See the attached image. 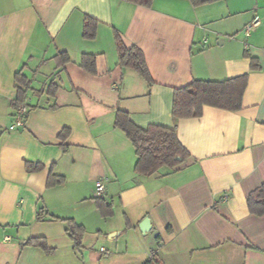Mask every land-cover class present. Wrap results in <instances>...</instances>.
Instances as JSON below:
<instances>
[{
    "label": "crops",
    "instance_id": "obj_1",
    "mask_svg": "<svg viewBox=\"0 0 264 264\" xmlns=\"http://www.w3.org/2000/svg\"><path fill=\"white\" fill-rule=\"evenodd\" d=\"M86 17L98 21L92 40L82 38ZM253 19L260 24L245 37ZM114 32L143 52L151 85L119 65ZM245 51L259 70H249ZM58 53L69 61L59 65ZM84 54L95 56V74L79 67ZM18 71L30 82L28 114L22 128L9 131ZM243 74L240 111L205 106L200 117L176 122L189 155L183 163L152 176L134 172L135 150L114 127L117 111L141 129L171 128L174 89ZM26 162L43 170L27 173ZM50 173L64 183L47 188ZM98 180L112 205L106 218L96 207ZM263 183L264 0L198 7L153 0L148 9L122 0H0V264H141L150 257L264 264V215L246 206ZM42 210L82 226L80 252L65 222L37 220ZM30 238H43L51 252L23 245Z\"/></svg>",
    "mask_w": 264,
    "mask_h": 264
},
{
    "label": "trees",
    "instance_id": "obj_2",
    "mask_svg": "<svg viewBox=\"0 0 264 264\" xmlns=\"http://www.w3.org/2000/svg\"><path fill=\"white\" fill-rule=\"evenodd\" d=\"M142 8H150L153 0H122ZM193 7L212 4L220 0H186ZM98 27V21L86 17L82 27V38L86 40L94 39ZM114 40L118 53V63L123 68L135 71L148 85L152 84L143 52L133 46L127 48L120 36L114 32ZM244 56L249 59V70L260 69L257 59L251 57L246 51ZM55 60L59 65L69 61L66 53H58ZM79 67L90 74L96 73L95 56L84 54L81 57ZM248 75L243 74L223 81L193 80L186 86L173 90L171 117L173 126L171 128L150 125L146 129H141L134 125L128 118L127 113L117 111L114 118V127L121 131L129 140L135 150L136 162L134 172L139 176H152L160 169L172 170L183 163L188 157L187 151L179 143L176 134V122L179 119L198 118L202 115L205 106L213 107L229 112H238L242 109V97L246 89ZM57 85L50 83L47 94L54 95ZM15 97L11 102V107L16 109L24 102L26 92L30 88V82L20 71L14 74ZM68 130L59 134V138L64 140ZM27 173H37L43 170L41 164H25ZM65 179L50 173L47 178L46 187L52 188L60 186ZM96 207L102 218L112 215V205L102 198H96ZM247 210L251 215L261 217L264 215V183L251 191L246 196ZM44 218L50 220H62L44 211L38 212L37 220ZM66 224L65 234L73 241V248L76 252L81 250V239L84 234L82 226L76 224L72 219L62 220ZM23 245L34 246L45 253H50L46 241L43 238H30ZM141 264H160V262L150 257Z\"/></svg>",
    "mask_w": 264,
    "mask_h": 264
},
{
    "label": "built area",
    "instance_id": "obj_3",
    "mask_svg": "<svg viewBox=\"0 0 264 264\" xmlns=\"http://www.w3.org/2000/svg\"><path fill=\"white\" fill-rule=\"evenodd\" d=\"M260 21L257 19H253L249 24H247L243 28V35L245 37H248L250 33L259 26ZM28 114V107L25 103H22L15 109V113L12 119V122L8 126L9 131L17 130L19 128H22L24 126V122L26 120ZM95 196L97 198H101L104 194V185L101 180H98L95 183ZM100 252H102L105 256L108 255V253L104 250V248L100 249Z\"/></svg>",
    "mask_w": 264,
    "mask_h": 264
},
{
    "label": "water",
    "instance_id": "obj_4",
    "mask_svg": "<svg viewBox=\"0 0 264 264\" xmlns=\"http://www.w3.org/2000/svg\"><path fill=\"white\" fill-rule=\"evenodd\" d=\"M139 229H140L141 233H143V234L149 232L150 220L148 218H144L139 224ZM153 235H156V232Z\"/></svg>",
    "mask_w": 264,
    "mask_h": 264
}]
</instances>
